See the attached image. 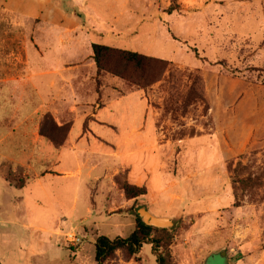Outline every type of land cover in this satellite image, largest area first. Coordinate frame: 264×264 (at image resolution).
<instances>
[{
  "label": "crops",
  "instance_id": "crops-1",
  "mask_svg": "<svg viewBox=\"0 0 264 264\" xmlns=\"http://www.w3.org/2000/svg\"><path fill=\"white\" fill-rule=\"evenodd\" d=\"M169 4L168 0L158 4L155 0H1L0 6L21 32L17 51L6 39L0 45V212L9 207L16 214L6 219L0 215V231L19 229L16 244L27 241L24 250L32 259L80 264L89 254L95 258L89 243L95 246L100 236H131L136 230L135 211L138 214L141 207L152 214L161 209L156 217L198 220L196 231L201 235L216 231L219 210L212 207L229 198L231 188L218 193L213 202L204 199L203 185L196 184L201 173L195 171L202 157L191 145L192 157L181 160L182 166L190 165L191 175L168 173L170 147L160 141L157 118L147 100L138 90L119 93L122 85L114 77L112 92L104 87L100 93L103 89L98 88L94 37L120 39L138 24L140 11L169 18L164 12ZM130 98L131 106L124 104ZM138 104L140 111L135 110ZM48 115L58 127H69L61 147L41 135ZM193 139L198 138L190 137L188 145ZM125 184L145 188L147 193L129 200ZM31 214L44 216L46 223ZM207 221L213 223L205 227ZM69 228H76L88 244L77 253L65 248L60 236ZM10 238V232H0L9 246ZM228 241L218 246L224 256ZM1 257L0 261L6 260V253ZM197 257L192 256L194 264ZM242 257L239 264H264V251L242 252ZM185 260L176 263L187 264Z\"/></svg>",
  "mask_w": 264,
  "mask_h": 264
},
{
  "label": "rangeland",
  "instance_id": "rangeland-1",
  "mask_svg": "<svg viewBox=\"0 0 264 264\" xmlns=\"http://www.w3.org/2000/svg\"><path fill=\"white\" fill-rule=\"evenodd\" d=\"M215 1L168 0L170 4L164 12L171 17L160 19L157 12L140 11L138 24H133L120 39L94 37L96 44L172 62V71L177 76L170 79V71L166 72L147 93L120 79L122 86L117 91L138 90L154 110L160 141L170 147L168 173L186 172L185 177H189L192 169L190 165L182 166L181 160L185 156L192 157L189 149L195 146L202 157V162L195 167V171L201 173L197 174L196 184L203 185L204 199L213 202L218 193H226L231 188L232 196L212 207L219 212L214 222L218 221L217 229L211 235L196 231L198 220L174 219L177 227L170 230L173 238L169 249L172 256L175 255V263L186 258L187 264H194L192 256L199 255L197 264H230V260L231 264H239L242 252L264 251V0ZM155 2L158 4V0ZM8 14L6 8L0 6V45L6 39L17 51V35L21 31ZM195 77L199 78L197 86ZM111 78L104 74L99 76V90L105 87L107 93L112 92ZM194 86L196 96L191 98L189 93ZM132 102L130 98L124 104L131 106ZM116 108H120L119 105L109 110ZM141 109L138 104L135 110ZM190 137L198 139L188 145ZM10 209L7 207L0 215L5 219L16 215ZM160 213L161 209L153 210L154 216ZM31 215L41 223L47 221L40 214ZM210 223L213 222L207 221L205 227ZM19 231L17 228L0 231L10 232L13 242L9 246L6 240L0 239V259L2 253L7 255L1 262L43 264L40 258L27 256L24 250L28 247L27 241L16 244ZM70 231L82 239L80 247H72L65 241L63 236ZM128 231L125 235H129ZM60 236L65 248L75 253L88 245L76 228H69ZM228 238L224 256L218 246ZM87 248L95 253V246L89 243ZM140 257L143 264H156L150 245L143 247ZM124 260V253L119 251L105 264ZM80 264H96L93 254Z\"/></svg>",
  "mask_w": 264,
  "mask_h": 264
},
{
  "label": "trees",
  "instance_id": "trees-1",
  "mask_svg": "<svg viewBox=\"0 0 264 264\" xmlns=\"http://www.w3.org/2000/svg\"><path fill=\"white\" fill-rule=\"evenodd\" d=\"M93 60L99 76L106 75L118 78L132 87H137L147 93L154 83L158 82L166 72L170 71V79L177 76L172 71V62L145 56L136 52L121 50L103 44H93ZM199 78H194L197 86ZM196 96L195 86L189 93V97ZM69 134V127L60 128L51 116H46L41 128V135L53 142L57 147L65 144ZM124 194L129 200H136L146 195L145 188H139L129 184L124 185ZM136 216V230L127 237L111 238L100 236L95 242V263L105 264L115 258L117 252L124 253L126 261L135 260L141 262L140 253L145 245H150L156 258V264H177L173 260L169 249L172 241V231L157 229L145 225L140 216ZM167 244V245H166ZM171 246V245H170ZM0 264H3L0 261Z\"/></svg>",
  "mask_w": 264,
  "mask_h": 264
},
{
  "label": "water",
  "instance_id": "water-1",
  "mask_svg": "<svg viewBox=\"0 0 264 264\" xmlns=\"http://www.w3.org/2000/svg\"><path fill=\"white\" fill-rule=\"evenodd\" d=\"M138 215L145 225L153 228L172 230L177 227V224L173 218L156 217L145 207L138 211Z\"/></svg>",
  "mask_w": 264,
  "mask_h": 264
},
{
  "label": "built area",
  "instance_id": "built-area-1",
  "mask_svg": "<svg viewBox=\"0 0 264 264\" xmlns=\"http://www.w3.org/2000/svg\"><path fill=\"white\" fill-rule=\"evenodd\" d=\"M65 241L72 247H80L82 244V239L74 231L66 233L64 236Z\"/></svg>",
  "mask_w": 264,
  "mask_h": 264
}]
</instances>
